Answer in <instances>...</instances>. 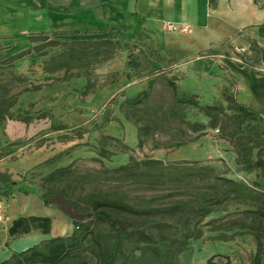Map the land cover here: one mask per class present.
Returning a JSON list of instances; mask_svg holds the SVG:
<instances>
[{"label": "rangeland", "instance_id": "rangeland-1", "mask_svg": "<svg viewBox=\"0 0 264 264\" xmlns=\"http://www.w3.org/2000/svg\"><path fill=\"white\" fill-rule=\"evenodd\" d=\"M114 1L110 5L119 7ZM107 9L110 12H97L95 23L75 26L73 29L80 31L77 34L59 26L42 32L47 38L34 35L38 33L26 34L15 50L0 51V104L10 112L19 109L18 113L25 118L5 117L0 121V171L8 173L15 182L6 196L1 195L5 187L0 182V260L8 258L13 250L25 249L50 237H66L72 232L74 218L58 205H44L39 198L43 192L64 190L68 199L83 206L90 193L100 192L123 196L126 202L144 209L141 214L120 219L127 231L142 230L148 235L145 238L135 232L124 241V250L132 259L128 264H149V243L164 250L183 233L181 221L175 220L168 226L151 228L149 242V198L158 195V200L151 204L159 205L189 194H180L168 186L151 189L148 176L122 178L103 172L127 163L140 173L149 170V159L164 165L178 160L198 161L212 166L221 177L264 191V166L249 167L242 161L243 156L251 162L257 158L264 162V105L240 100L236 77L222 61L212 60L202 51L179 52L175 48L179 29L168 35L163 47L160 37L151 38L149 31L140 27H145L143 20L125 25L121 15ZM49 38H110L112 43L102 46L101 55L90 54L86 68L69 69L71 77L62 81L63 69H48H52V58L65 48L48 44ZM143 90L148 91V96L130 110L127 118L122 111L126 100ZM183 94H195L200 105L223 108L227 107L226 98L232 97L255 111V115L245 119L240 128L221 116L217 124L224 127L223 132L218 126H210L204 112L186 107L181 111L182 119L164 117L150 134L138 131V126L149 124V119L167 111L175 98ZM224 113L232 112L225 109ZM187 122L202 125L199 131L203 134L195 141L173 146L181 130L196 134ZM234 130L232 143L227 133ZM250 144L255 147L248 149L246 145ZM66 166L73 174L44 181L48 173ZM195 183L205 190L203 181ZM169 192L173 195L163 196ZM26 204L31 207H21ZM244 208L242 204H226L196 222L202 235L188 239L185 248L175 253L177 264H251L256 250L254 237L226 229L244 216L239 212ZM43 213L51 218L49 233L7 237L6 229L13 218ZM82 215L79 219L85 229L79 233V243L58 264H98L99 248L109 247L114 239L115 231L97 220L91 211ZM223 215L222 222L206 224ZM193 223L195 220H191L190 228ZM117 264H121L120 259ZM259 264H264V254Z\"/></svg>", "mask_w": 264, "mask_h": 264}, {"label": "trees", "instance_id": "trees-1", "mask_svg": "<svg viewBox=\"0 0 264 264\" xmlns=\"http://www.w3.org/2000/svg\"><path fill=\"white\" fill-rule=\"evenodd\" d=\"M80 31L74 29L71 34H77ZM36 36H42V32H37ZM33 35V36H34ZM110 38H102L97 40L92 39H48L50 45H61L63 49L58 56L52 58L53 66L50 71L58 69L64 70V75L61 80H68L71 75L68 73L69 69L74 67H87L86 59L90 54L93 56L101 55L102 46L111 44ZM87 75L86 73L84 74ZM168 83L173 87L172 82ZM86 86H89L87 79ZM150 86V83H149ZM37 88V87H35ZM148 96V91L143 90L138 95H135L126 100V108H122L127 118L130 116V110L138 103L144 102V98ZM227 107L223 108L219 105H200L195 94H183L176 97L174 103L168 106L167 111H162L154 120L149 119V124L144 123L138 126V131L152 132V129L158 125L164 117L173 116L177 119H182L181 111L186 107L196 108L204 112L209 117V124L211 127L218 126V121L221 116L225 120L234 121L236 128H240L241 123L248 118L255 115L248 106L236 101L232 97H227ZM158 108H161L158 106ZM225 109H229L232 113H224ZM19 109L10 112L0 104V121L5 117L23 120L25 119L20 113ZM134 122V121H133ZM191 132L196 134L189 135L184 130H181L179 139L173 142V146H179L187 142H192L198 139L203 134L200 130L203 126L197 122L186 123ZM217 129L224 132V127L218 126ZM236 131L227 133L229 140L233 143ZM142 143L139 137L138 144ZM248 149L255 147V145H246ZM237 151V150H236ZM240 155V151H237ZM242 161L247 166L255 165L257 167L264 166L262 159L257 158L251 162L246 157L242 156ZM114 176L122 178H131L132 176H148L149 188L156 189L163 186L168 188H175L180 194H189L188 197L174 199L166 204L153 205L154 201L158 200V195L149 198V242L152 240V229L161 226H168L171 222L181 221L183 233L179 237H174L169 246L160 250L158 247L149 245L146 247L149 250L150 261L149 264H177L175 260V253L183 250L187 244L188 239H197L202 235L201 227L196 225V222L201 221L208 214L224 208L226 204H242L245 206L240 214L244 216L239 217L226 227V229H236L237 233H249L254 237L256 250L252 258L251 264H259L262 254H264V191L240 184L233 179L219 176L215 169L209 165H202L198 161L178 160L169 164H162L158 160L149 159V170L136 173L134 168L127 163L120 165L110 170H104ZM73 171L69 166L58 168L51 171L44 177V181H55L63 176H69ZM203 181L205 190H202L200 185L195 183ZM0 182L4 183V191L1 195L9 194L10 189L15 185L13 179L8 173L0 171ZM43 188V186L41 185ZM179 189V190H178ZM186 190L187 192H185ZM62 194L63 197L71 204L72 208L81 214H87L91 211L97 220L108 224L111 230L115 231L114 239L109 247L99 248L98 264H117L120 259L121 264H128L132 262L129 254L124 250V241L128 239L133 233L137 232L141 236L146 235L142 230L127 231L125 223L120 219L125 215L141 214L144 209H140L132 203L126 202L123 196L104 195L100 192H93L88 195L85 202L86 206L79 205L67 198L64 190H59L56 193H42L39 198L44 205L47 204L48 199L55 195ZM176 194V193H175ZM169 192L163 196H172ZM224 215L216 219L208 221L206 224H214L215 222H222ZM191 220H195L190 228ZM160 223V224H159ZM74 229L66 237L55 236L40 240L32 246L26 247L19 251H12L8 258L0 260V264H58L62 262L67 256L72 254L74 248L79 243V233L85 229L83 221L79 218L73 219ZM51 228V218L43 215H27L13 218L7 229L6 235L9 238H18L37 230L40 233H49ZM225 237V235H222ZM174 242H177L176 244ZM174 244V245H173ZM209 261V259H208ZM79 264H84L83 262Z\"/></svg>", "mask_w": 264, "mask_h": 264}, {"label": "crops", "instance_id": "crops-1", "mask_svg": "<svg viewBox=\"0 0 264 264\" xmlns=\"http://www.w3.org/2000/svg\"><path fill=\"white\" fill-rule=\"evenodd\" d=\"M111 2L0 0V51L15 50L26 34L59 26L72 31L75 26L93 24L97 12L111 8L125 25L143 20L145 27H140L149 31L151 38L160 37L163 47L168 35L179 29L175 46L179 52L202 51L206 57L222 61L236 77L240 100L264 105V0H115L119 7ZM169 27L175 29L167 31ZM238 57L244 62L236 61ZM29 234L42 233L34 230Z\"/></svg>", "mask_w": 264, "mask_h": 264}, {"label": "water", "instance_id": "water-1", "mask_svg": "<svg viewBox=\"0 0 264 264\" xmlns=\"http://www.w3.org/2000/svg\"><path fill=\"white\" fill-rule=\"evenodd\" d=\"M48 201L52 204V205H58L59 208L68 216L72 217V218H82V214L78 213L77 211H75L71 204L63 197L62 194H58L55 195L53 197H50L48 199Z\"/></svg>", "mask_w": 264, "mask_h": 264}, {"label": "built area", "instance_id": "built-area-1", "mask_svg": "<svg viewBox=\"0 0 264 264\" xmlns=\"http://www.w3.org/2000/svg\"><path fill=\"white\" fill-rule=\"evenodd\" d=\"M169 29H175L174 27H169ZM236 61L238 62H244V59L242 57L235 58Z\"/></svg>", "mask_w": 264, "mask_h": 264}]
</instances>
